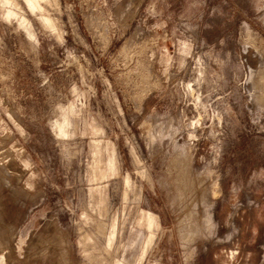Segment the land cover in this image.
<instances>
[{
  "label": "rangeland",
  "instance_id": "rangeland-1",
  "mask_svg": "<svg viewBox=\"0 0 264 264\" xmlns=\"http://www.w3.org/2000/svg\"><path fill=\"white\" fill-rule=\"evenodd\" d=\"M33 1L0 0V264H264V0Z\"/></svg>",
  "mask_w": 264,
  "mask_h": 264
},
{
  "label": "bare ground",
  "instance_id": "bare-ground-1",
  "mask_svg": "<svg viewBox=\"0 0 264 264\" xmlns=\"http://www.w3.org/2000/svg\"><path fill=\"white\" fill-rule=\"evenodd\" d=\"M29 3L31 4L32 7H35L34 5V1L33 0H29ZM253 91V90H252Z\"/></svg>",
  "mask_w": 264,
  "mask_h": 264
}]
</instances>
